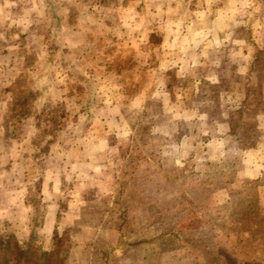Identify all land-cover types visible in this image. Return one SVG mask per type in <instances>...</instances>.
I'll return each mask as SVG.
<instances>
[{
  "label": "clouds",
  "instance_id": "clouds-1",
  "mask_svg": "<svg viewBox=\"0 0 264 264\" xmlns=\"http://www.w3.org/2000/svg\"><path fill=\"white\" fill-rule=\"evenodd\" d=\"M11 237L54 264H264V0H0Z\"/></svg>",
  "mask_w": 264,
  "mask_h": 264
},
{
  "label": "rangeland",
  "instance_id": "rangeland-1",
  "mask_svg": "<svg viewBox=\"0 0 264 264\" xmlns=\"http://www.w3.org/2000/svg\"><path fill=\"white\" fill-rule=\"evenodd\" d=\"M258 213L254 208L248 210L247 218L256 220ZM230 259V258H229ZM0 264H54V257L40 256L33 251H24L14 237L0 239Z\"/></svg>",
  "mask_w": 264,
  "mask_h": 264
}]
</instances>
